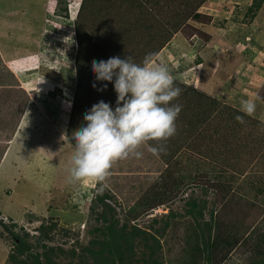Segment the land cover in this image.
Wrapping results in <instances>:
<instances>
[{
	"label": "rangeland",
	"instance_id": "obj_1",
	"mask_svg": "<svg viewBox=\"0 0 264 264\" xmlns=\"http://www.w3.org/2000/svg\"><path fill=\"white\" fill-rule=\"evenodd\" d=\"M35 3L13 6L37 17L10 20L14 39L1 45L29 53L0 57L1 157L17 140L0 168V264L43 261L44 242L57 264H80L66 253L99 238L97 194L133 210L139 196L117 181L163 171L175 193L133 218L158 236L157 264H264V0H86L80 12L75 0ZM42 224H53L50 240ZM149 254L139 237L132 261Z\"/></svg>",
	"mask_w": 264,
	"mask_h": 264
},
{
	"label": "trees",
	"instance_id": "obj_2",
	"mask_svg": "<svg viewBox=\"0 0 264 264\" xmlns=\"http://www.w3.org/2000/svg\"><path fill=\"white\" fill-rule=\"evenodd\" d=\"M86 0H83L82 7L84 5V2ZM196 2L195 9H197L201 4H203L206 0H194ZM193 2V1H192ZM254 6L256 8L260 7V4L254 1ZM252 4V6H253ZM196 19H201V17L205 16L200 12H195ZM187 19V18H186ZM169 40V39H168ZM167 39L164 40L163 43H166L168 41ZM165 44H163L161 47H163ZM153 59V56H150L146 64L149 63ZM145 64V65H146ZM176 80L171 81V83L174 85ZM1 82V81H0ZM170 83V84H171ZM186 84V83H184ZM7 93L11 91V89H4ZM194 91L191 89V87H188L186 85V89L184 90V93H182V96L187 97V93ZM195 92V91H194ZM148 97V96H147ZM146 96H144L142 99L139 100V104L141 102L144 103ZM0 106H2V101L0 100ZM152 107H155L152 105ZM119 114L115 115L116 117ZM72 124V121H70ZM186 125L181 128L183 130L182 132L187 135V138L189 139L191 136V133L185 131ZM175 129V128H174ZM67 137L68 141L72 143V146L74 149H76L81 154L85 155V149H83L79 143H77L75 140H73L69 135L71 134V131L67 130ZM189 136V137H188ZM184 139V138H183ZM184 139V140H185ZM185 140V141H187ZM2 155V154H1ZM0 155V157H1ZM2 158V157H1ZM159 167V166H158ZM140 167L136 169H140ZM160 171V170H158ZM132 172H134L132 170ZM159 176V179H155L151 182L150 179H142V174L139 176V174L136 176V174L131 173L129 176H125L123 179H120V181H117L116 188H119L120 193H123L124 191L128 190L129 193L132 195V199L136 198V196H139V199L137 200L136 206H134V209L132 210V207H130V210L128 211H121L120 203H118L117 200L112 202L111 200L116 198V194H114L112 191L108 190L104 193H98L94 202L90 205V212L91 217L94 218L98 223V225H94L92 232H97L99 235V238L90 240L89 244L84 247V252L86 254H80L78 255L76 253V249H72L69 252L66 253L69 256H72L73 258H78V262L80 264H135L132 261V256L134 254V247L137 239L141 237L142 242L145 243L149 249L151 254H149V259L146 260V264H157L158 259L153 258V256L156 253V249L154 246V242L158 239V236L155 235V233H150V231L141 228V226L137 225L133 218H137L140 214L148 215L149 211L152 209H156L159 206L165 204V201L168 200L170 196H172L175 193L176 188L180 184L178 181H173L170 179L173 177L169 173L162 172ZM170 179V180H167ZM146 182V183H145ZM140 187H143V189H140ZM136 193V196H133V194ZM177 194V193H176ZM175 194V195H176ZM166 199V200H165ZM131 201H128V204ZM198 203L193 201L194 207H196ZM99 205L102 207L101 210H99ZM139 212V213H137ZM141 212V213H140ZM202 210L197 211V214H201ZM135 213L133 217H131V214ZM124 219H122V218ZM53 225V224H52ZM42 224L39 229L41 231L42 239L47 241L52 238V231L54 230V226ZM165 229V228H164ZM27 236H30L27 233H25ZM150 239L148 240V238ZM226 241V240H224ZM206 245H209L210 248L214 246L215 241L212 239L211 235L209 236L208 240L205 241ZM229 242V240H228ZM18 253H28L30 250L31 245L27 243L25 240L21 239L18 243ZM43 247V256L44 260H40V254L36 253L34 256V263L28 262L22 259V261L18 260V263L22 262V264H57L55 258L51 255V251L54 250L53 245H48V243H41L40 245ZM59 251L61 254H65V250L59 248ZM59 253V255H61ZM42 255V254H41ZM92 257V260L88 258V256ZM12 259H16V253L11 254ZM87 256V257H86ZM209 260L212 259L211 256L207 257ZM73 261L70 262L72 264Z\"/></svg>",
	"mask_w": 264,
	"mask_h": 264
},
{
	"label": "crops",
	"instance_id": "obj_3",
	"mask_svg": "<svg viewBox=\"0 0 264 264\" xmlns=\"http://www.w3.org/2000/svg\"><path fill=\"white\" fill-rule=\"evenodd\" d=\"M26 2H30V3H35V4H39V3H42V6H46V4H48L50 2V0H3L0 1V57L2 59H4L5 57H9V58H6L8 60H11L13 57L18 58V57H24V56H27L28 54L26 53H29V52H26V51H16V53L14 52V48L15 47H12L11 45H9L8 47H5V48H1V45L4 44L6 45L8 42H6L5 44V41H6V38L5 37H8L10 39H14V36H10L8 34L9 31H13L14 28H15V23L14 25H9V21H13V19H35L37 16L33 13V11L31 13H29L28 11H26L25 9H21V8H17L15 9L13 6H17V5H21L22 3H26ZM46 3V4H45ZM40 5V4H39ZM41 8V7H40ZM23 24H25L24 22H21L17 25L16 27V30H18L21 26H23ZM26 25V24H25ZM5 26V27H3ZM5 29V30H4ZM6 31V32H5ZM20 36H17L16 38H18ZM25 38L24 35H21V38ZM25 44V43H24ZM12 47V50L9 49ZM21 52V53H20ZM23 54H26V55H23ZM2 106H0L1 108ZM15 135V134H14ZM17 140L14 139L13 140V143L9 146L10 149H8V151L6 150L5 153H3V156L2 158L0 157V168H1V163L4 159V157L7 155V157L10 155V153L13 151V148H14V144ZM203 212V211H202ZM201 212V213H202ZM197 214V213H196ZM200 214V213H199ZM215 224V223H206L205 226L207 227H212V225ZM203 234V233H201ZM209 236L207 237V240H208ZM226 241L225 242H228V239H225ZM230 243V242H229ZM203 244L204 247H210L209 245H206V242H204ZM232 244V243H231ZM196 245V244H195ZM194 256H196L195 254H193ZM210 256L207 255V257ZM206 257V258H207ZM208 259V258H207ZM212 259H210L211 261Z\"/></svg>",
	"mask_w": 264,
	"mask_h": 264
},
{
	"label": "clouds",
	"instance_id": "obj_4",
	"mask_svg": "<svg viewBox=\"0 0 264 264\" xmlns=\"http://www.w3.org/2000/svg\"><path fill=\"white\" fill-rule=\"evenodd\" d=\"M77 3H79V12L82 8L83 0H75ZM69 7V6H68ZM78 17V16H77ZM77 19V18H76Z\"/></svg>",
	"mask_w": 264,
	"mask_h": 264
},
{
	"label": "bare ground",
	"instance_id": "obj_5",
	"mask_svg": "<svg viewBox=\"0 0 264 264\" xmlns=\"http://www.w3.org/2000/svg\"><path fill=\"white\" fill-rule=\"evenodd\" d=\"M6 157H7V155H6ZM5 158V157H4Z\"/></svg>",
	"mask_w": 264,
	"mask_h": 264
}]
</instances>
